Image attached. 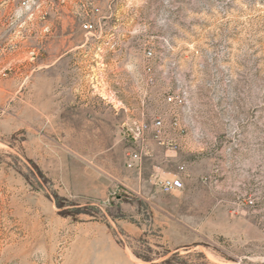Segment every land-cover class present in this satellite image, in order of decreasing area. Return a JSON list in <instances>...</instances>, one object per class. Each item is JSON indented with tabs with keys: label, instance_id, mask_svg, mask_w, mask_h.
Returning <instances> with one entry per match:
<instances>
[{
	"label": "rangeland",
	"instance_id": "rangeland-1",
	"mask_svg": "<svg viewBox=\"0 0 264 264\" xmlns=\"http://www.w3.org/2000/svg\"><path fill=\"white\" fill-rule=\"evenodd\" d=\"M156 117L201 172L103 196ZM0 264H264V0H0Z\"/></svg>",
	"mask_w": 264,
	"mask_h": 264
},
{
	"label": "crops",
	"instance_id": "crops-1",
	"mask_svg": "<svg viewBox=\"0 0 264 264\" xmlns=\"http://www.w3.org/2000/svg\"><path fill=\"white\" fill-rule=\"evenodd\" d=\"M193 107H197L198 110L204 108V106ZM113 111L117 112L118 109L114 107ZM213 121L215 120L213 119ZM209 123L215 125L212 121ZM177 142L179 146L178 151L175 152L157 144L152 137L147 136L145 140L146 153L139 163L132 168H127L124 157L123 165L120 163L112 165L111 170L108 171V183L103 185V196L110 185L118 184L129 190L133 197L148 200L150 193L155 189L157 180L179 175L185 184L188 177L198 175L201 169L193 165L191 159L194 156L193 153L197 149H201L198 148L200 143L198 145V141L189 139L188 134L178 136ZM132 149V145L128 146L127 152ZM180 164H185V171H178L177 168Z\"/></svg>",
	"mask_w": 264,
	"mask_h": 264
},
{
	"label": "built area",
	"instance_id": "built-area-1",
	"mask_svg": "<svg viewBox=\"0 0 264 264\" xmlns=\"http://www.w3.org/2000/svg\"><path fill=\"white\" fill-rule=\"evenodd\" d=\"M81 27L82 30L90 32L94 29V24L87 21L83 22ZM144 53L145 57L148 59L155 56V53L150 48L146 49ZM195 53L199 54V50L195 49ZM146 71H150V67H147ZM177 98L178 97L173 94H167L164 98V102L167 104H174ZM170 129L180 130L179 122L176 118L168 122H166L163 117H156L149 121L144 119L132 121L128 133L135 147L127 152L125 166L127 168H132L141 161L146 153L145 140L147 136L152 137L159 145L164 146L166 149L175 151L178 145L176 144V140L168 137L167 130ZM177 169L180 172L185 171V164H180ZM156 186L162 193H171L183 188V180L179 175H175L174 177L157 180Z\"/></svg>",
	"mask_w": 264,
	"mask_h": 264
}]
</instances>
